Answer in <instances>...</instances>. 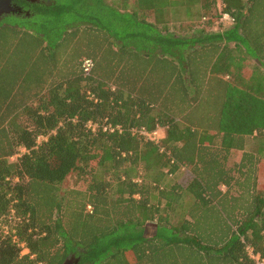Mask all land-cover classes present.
<instances>
[{"label": "trees", "instance_id": "trees-1", "mask_svg": "<svg viewBox=\"0 0 264 264\" xmlns=\"http://www.w3.org/2000/svg\"><path fill=\"white\" fill-rule=\"evenodd\" d=\"M141 2L169 4L176 22L183 6L196 33L105 0H46L0 23V264H255L249 247L264 257V0ZM223 12L235 23L210 29ZM64 23L91 25L64 35ZM78 41L87 55L71 50ZM106 118L123 132L87 126ZM157 125L170 154L131 131ZM234 150L244 153L231 165ZM74 171L82 187L63 191Z\"/></svg>", "mask_w": 264, "mask_h": 264}, {"label": "rangeland", "instance_id": "rangeland-1", "mask_svg": "<svg viewBox=\"0 0 264 264\" xmlns=\"http://www.w3.org/2000/svg\"><path fill=\"white\" fill-rule=\"evenodd\" d=\"M62 2H68L69 0H60ZM108 4L115 6L118 9H122L123 5L125 3H127L130 7H132L133 5H136V0H105ZM85 7V4H83ZM185 16V9L183 6L180 7V11L177 13V18L178 19H182ZM21 17L15 14H9L3 17V19L0 21L1 24H14V23H19ZM40 16L35 15L30 21L26 20V23L28 24H32L34 25L37 21H39ZM85 25H91V24H79V25H75V26H71L70 29H68L69 31L75 32V33H79V31H87L86 33H88L89 28H84ZM78 27H80L81 29H78ZM224 27H227V25H224ZM217 28H219V23L215 22L212 27H210V29L212 30H217ZM68 30L65 29V23L63 24V26L61 27V31L64 33V35L68 32ZM171 30L173 32H177V30H179L178 28H171ZM92 32V30H91ZM182 33L184 35H193L194 33H196V31L191 30L190 28H182V30H179V33ZM93 37H95V35H93ZM78 38V37H77ZM93 44H95L94 42V38H93ZM85 43H82V41H78V42H74V45L72 46L71 50L77 51V52H81V53H85L87 55V53L89 52L88 48H90V46L88 45V48L85 47ZM88 51V52H87ZM250 68V67H249ZM248 73L250 72L249 70L247 71ZM258 142L257 140H255L254 138H249L248 140V144H247V148L245 150H253V148L257 147ZM244 152L242 151H232V153L230 154V161H231V165H234L235 163L239 162L240 159L242 158V154ZM15 159V158H14ZM260 168H264V163L262 165H260ZM263 172L264 170H259V177H260V182L263 183L264 182V177H263ZM187 173V174H185ZM190 172L186 171L184 172V174H180L178 176V178L182 179L183 182L182 183H186L189 179H190ZM179 180V179H178ZM62 190H69V189H77V188H81L82 187V182L80 180V177L78 176V173L76 171L71 172L66 179L64 180V182L61 184ZM227 187L223 186V190H226ZM147 229V234L150 236L155 235L156 233V224L154 225L153 223H149L146 226Z\"/></svg>", "mask_w": 264, "mask_h": 264}, {"label": "built area", "instance_id": "built-area-1", "mask_svg": "<svg viewBox=\"0 0 264 264\" xmlns=\"http://www.w3.org/2000/svg\"><path fill=\"white\" fill-rule=\"evenodd\" d=\"M208 19H209L208 17L204 18V20H208ZM216 22L219 23V27L221 26L222 28H227L235 23V18L227 12H223L220 19ZM224 25H227V27H224ZM94 65H95V62L93 58L85 57L81 63V67H82L84 74L90 75L94 68ZM87 126L92 131L102 130L105 133H116V132L122 133L123 132V127L121 124H115L112 121H110L108 118H106L103 123H99V122H95L91 120L88 122ZM131 131L133 134L138 135L142 140L146 142H152L154 144L159 145L161 152L165 151L168 154H170V151H167L166 147L163 145V140L165 138V131L162 126L157 125L153 129H150L146 126H134L131 129ZM47 138H48V135L41 134L38 136L37 141L38 143H41L43 140H46ZM27 151L28 149L26 147H22L21 150L12 157V159L18 158L19 156H21L23 153ZM174 161L175 160L172 159V163H174ZM136 181L141 182L142 177L139 176L138 178H136ZM87 210L92 212L93 206L89 204L87 206ZM22 246H24V243L22 244ZM248 250H249L250 257L254 260L255 264H264V257L260 253L256 252L253 247H249ZM23 253L24 254L28 253V249L24 247Z\"/></svg>", "mask_w": 264, "mask_h": 264}, {"label": "crops", "instance_id": "crops-1", "mask_svg": "<svg viewBox=\"0 0 264 264\" xmlns=\"http://www.w3.org/2000/svg\"><path fill=\"white\" fill-rule=\"evenodd\" d=\"M127 1V0H126ZM151 3H142L141 0H136V5L130 7L127 3L123 5L122 9H119L123 13H134L137 14L139 18H144L146 22L153 24L157 28H190L193 21L189 19L186 14L182 19L175 21V15L172 14L173 7L166 4L165 7H153L150 6ZM172 31V30H171ZM173 32V31H172Z\"/></svg>", "mask_w": 264, "mask_h": 264}, {"label": "water", "instance_id": "water-1", "mask_svg": "<svg viewBox=\"0 0 264 264\" xmlns=\"http://www.w3.org/2000/svg\"><path fill=\"white\" fill-rule=\"evenodd\" d=\"M22 8L12 5V0H0V21L4 16L21 11ZM79 258L71 255L64 260L62 264H78Z\"/></svg>", "mask_w": 264, "mask_h": 264}, {"label": "flooded vegetation", "instance_id": "flooded-vegetation-1", "mask_svg": "<svg viewBox=\"0 0 264 264\" xmlns=\"http://www.w3.org/2000/svg\"><path fill=\"white\" fill-rule=\"evenodd\" d=\"M40 2H46V0H12L13 6L22 8L21 11H17L16 13H12V14H25L27 16H30L33 14L31 11L32 10L31 5Z\"/></svg>", "mask_w": 264, "mask_h": 264}]
</instances>
